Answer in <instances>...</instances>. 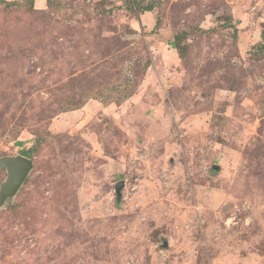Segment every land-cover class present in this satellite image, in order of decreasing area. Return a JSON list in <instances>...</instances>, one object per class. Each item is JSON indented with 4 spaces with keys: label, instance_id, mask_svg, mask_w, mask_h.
<instances>
[{
    "label": "rangeland",
    "instance_id": "rangeland-1",
    "mask_svg": "<svg viewBox=\"0 0 264 264\" xmlns=\"http://www.w3.org/2000/svg\"><path fill=\"white\" fill-rule=\"evenodd\" d=\"M1 1L0 264H264V0Z\"/></svg>",
    "mask_w": 264,
    "mask_h": 264
},
{
    "label": "water",
    "instance_id": "water-1",
    "mask_svg": "<svg viewBox=\"0 0 264 264\" xmlns=\"http://www.w3.org/2000/svg\"><path fill=\"white\" fill-rule=\"evenodd\" d=\"M0 168H4L7 171V178L2 183L0 188L1 206L4 205L8 198H14L17 195L33 170L34 163L32 159L22 155L16 157L9 156L0 159ZM217 168L218 167H215L214 169ZM124 185V181H119L116 184L115 191L117 195V202L122 200V190Z\"/></svg>",
    "mask_w": 264,
    "mask_h": 264
},
{
    "label": "trees",
    "instance_id": "trees-1",
    "mask_svg": "<svg viewBox=\"0 0 264 264\" xmlns=\"http://www.w3.org/2000/svg\"><path fill=\"white\" fill-rule=\"evenodd\" d=\"M5 6L7 7H13V6H18L20 5L22 2H19V1H16V0H13V1H6V0H2L1 1ZM127 5H128V8L131 10V11H135V10H140L142 13L143 12H152L153 11V6L152 5H143L141 2H136L135 0H127L126 1ZM47 4H50V1L47 0ZM30 7L32 10H36V11H44V10H37L35 7H34V0H30ZM182 39H183V33L182 34H176L174 36V47L178 53V55L183 58L184 57V46L182 45ZM149 66V61H147L145 63V66H144V69H143V72H142V76L144 75L145 73V70L148 68ZM137 85V81L136 80H133L132 81V84H130V87L131 86H135ZM118 91H116L117 93ZM125 98V97H124ZM123 99V98H122ZM121 99V100H122ZM35 147H32V148H29L27 149L26 151H23L21 154L27 158H31L32 157V154L34 153L35 151Z\"/></svg>",
    "mask_w": 264,
    "mask_h": 264
},
{
    "label": "crops",
    "instance_id": "crops-1",
    "mask_svg": "<svg viewBox=\"0 0 264 264\" xmlns=\"http://www.w3.org/2000/svg\"><path fill=\"white\" fill-rule=\"evenodd\" d=\"M34 7L37 10H44L47 7V0H34Z\"/></svg>",
    "mask_w": 264,
    "mask_h": 264
}]
</instances>
